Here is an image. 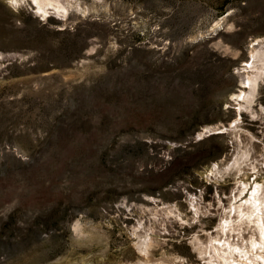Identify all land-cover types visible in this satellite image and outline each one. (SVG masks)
Listing matches in <instances>:
<instances>
[{
    "label": "rangeland",
    "instance_id": "rangeland-1",
    "mask_svg": "<svg viewBox=\"0 0 264 264\" xmlns=\"http://www.w3.org/2000/svg\"><path fill=\"white\" fill-rule=\"evenodd\" d=\"M70 2L60 29L0 1V264H137L145 232L151 260L222 264L194 237L264 178V80L231 105L264 0ZM248 136L256 170L209 173Z\"/></svg>",
    "mask_w": 264,
    "mask_h": 264
},
{
    "label": "bare ground",
    "instance_id": "bare-ground-1",
    "mask_svg": "<svg viewBox=\"0 0 264 264\" xmlns=\"http://www.w3.org/2000/svg\"><path fill=\"white\" fill-rule=\"evenodd\" d=\"M35 3L37 13L41 14L43 18L47 17L50 6L55 9L57 15L63 17L67 15L69 9L74 8L70 0H35ZM255 42H258V45L254 46ZM254 43H252L253 48L250 49L249 68L245 72L243 80H241L248 87L233 95V97L236 96L241 99L237 108L238 113L241 107L253 109L258 84L264 80V39H257ZM239 118L237 117L231 125L233 126ZM217 127H205L204 130L198 133V137H202ZM233 132L238 135L236 130H233ZM254 157L250 136H248V141H241L236 137L231 159L222 168L218 166V163H214L209 173L214 174L215 177L227 171H233L235 175H240L245 168L247 169V165L249 169L256 170L259 165L254 163ZM259 163L262 166L264 165V151ZM244 194L245 198L237 201ZM178 212L176 216L180 215ZM244 225L252 230L246 239L232 238L233 230ZM218 227L219 230L216 235H208L206 239L204 238L207 241L206 244L199 238L194 237L195 245L200 252L206 254L210 259L222 262V264H264V178L257 179L254 176L252 179H239L236 182L230 202L222 210ZM137 243H139V247L142 246L140 250L145 256L144 260L137 264H162L161 260H151V257L148 256L149 251L145 250L146 247L153 245V241L148 238V232H145L144 237Z\"/></svg>",
    "mask_w": 264,
    "mask_h": 264
},
{
    "label": "water",
    "instance_id": "water-1",
    "mask_svg": "<svg viewBox=\"0 0 264 264\" xmlns=\"http://www.w3.org/2000/svg\"><path fill=\"white\" fill-rule=\"evenodd\" d=\"M2 3H4L5 5H10L12 7H17L19 5L22 6H26L30 11H32L33 13H37V9H36V3L33 0H18V2H15V4H12L9 2V0H0ZM49 13L47 14V17H50L51 20L55 21L57 23V26L60 27V29H64L66 28V24L63 23V20L65 19V17H63L62 15H57L55 9L50 6L49 8ZM70 9L68 10V15L70 14ZM258 45V42L254 43V46ZM251 55H250V50H248L247 52V59L243 62H239L236 63V76H235V92L238 93L240 90L247 88L248 86L243 84L241 82V80H243L244 74L245 72H247L248 68H249V64L248 62L251 60L250 59ZM233 100H236L237 103L241 101L240 98H237L236 96H234L231 99V105L233 109H236V102H233ZM231 125H226V128H230ZM233 127V126H231ZM204 130V129H203ZM227 129H219L216 131H211L210 133H215V134H224L226 133ZM228 143H232V141H230L229 138L225 139ZM234 151V149H233Z\"/></svg>",
    "mask_w": 264,
    "mask_h": 264
},
{
    "label": "snow or ice",
    "instance_id": "snow-or-ice-1",
    "mask_svg": "<svg viewBox=\"0 0 264 264\" xmlns=\"http://www.w3.org/2000/svg\"><path fill=\"white\" fill-rule=\"evenodd\" d=\"M10 3L15 4L16 0H9ZM35 2V0H34Z\"/></svg>",
    "mask_w": 264,
    "mask_h": 264
}]
</instances>
